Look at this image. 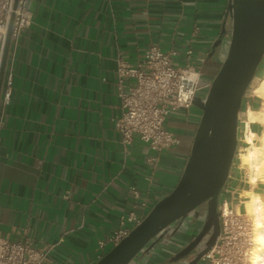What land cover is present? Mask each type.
<instances>
[{
  "label": "crops",
  "instance_id": "crops-1",
  "mask_svg": "<svg viewBox=\"0 0 264 264\" xmlns=\"http://www.w3.org/2000/svg\"><path fill=\"white\" fill-rule=\"evenodd\" d=\"M228 2L28 0L32 24L19 38L3 112V82L0 90V237L57 243L46 264H95L99 241L121 215L141 201L154 206L176 186L201 110L167 118L164 127L179 139L169 149L157 152L138 135L125 146L115 126L122 113L116 68L119 60L142 63L146 49L157 45L176 51L177 66L190 61L200 74H216L219 50L209 55ZM263 80L264 71L243 99L244 134L248 112L264 108ZM249 125L256 136L264 129L260 120ZM248 190L246 170L235 160L222 196L243 212ZM167 257L158 247L148 264H167Z\"/></svg>",
  "mask_w": 264,
  "mask_h": 264
},
{
  "label": "water",
  "instance_id": "water-1",
  "mask_svg": "<svg viewBox=\"0 0 264 264\" xmlns=\"http://www.w3.org/2000/svg\"><path fill=\"white\" fill-rule=\"evenodd\" d=\"M17 0H15L14 9ZM12 15L0 70V90L8 56ZM219 50L220 64L214 75L201 74L200 88L193 100L202 114L190 154L174 188L163 191L144 219L95 264H148L162 238L172 240L184 221L202 218L212 235L200 249L190 245L167 264H199L215 246L220 233V202L238 151L240 112L243 99L264 58V0H229L221 33L209 57ZM204 229V230H205ZM199 238L198 236L196 237ZM193 253L191 259H184ZM145 259H140L142 254ZM150 258V259H149Z\"/></svg>",
  "mask_w": 264,
  "mask_h": 264
},
{
  "label": "built area",
  "instance_id": "built-area-1",
  "mask_svg": "<svg viewBox=\"0 0 264 264\" xmlns=\"http://www.w3.org/2000/svg\"><path fill=\"white\" fill-rule=\"evenodd\" d=\"M28 0H0V70L7 39L9 23L14 15L10 46L4 70L1 98L2 112L10 103L13 88V60L22 32L32 24V13L27 7ZM191 51H188L190 54ZM176 51L163 50L150 45L144 61L131 65L119 60L116 68L118 96L122 113L115 119V126L121 134L122 143L129 146L135 135L141 141L162 152L179 143L176 135L167 130V118L180 110H190L200 88H209L211 83L199 86L200 72L190 61L180 67L174 63ZM132 82L125 87L126 79ZM134 199L141 192L131 187ZM223 195V193H222ZM147 201L134 204L133 210L121 215L117 228L104 240L99 241L97 259L117 245L138 225L152 209ZM221 233L213 247L202 260L207 264H252L254 246L253 227L246 213L234 209L224 196L220 202ZM57 243L36 245L33 242L11 241L0 237V264H46Z\"/></svg>",
  "mask_w": 264,
  "mask_h": 264
},
{
  "label": "bare ground",
  "instance_id": "bare-ground-1",
  "mask_svg": "<svg viewBox=\"0 0 264 264\" xmlns=\"http://www.w3.org/2000/svg\"><path fill=\"white\" fill-rule=\"evenodd\" d=\"M262 87H264V80ZM259 94L264 95V93ZM247 118V144L244 147V151L240 154V160L241 166L246 168V175L251 185V190L244 192V213L251 216L253 224L255 249L252 251V264H264V196L259 189L262 188L260 185H264V129L256 136L249 125L250 122L256 120L264 123V108L258 112L250 110Z\"/></svg>",
  "mask_w": 264,
  "mask_h": 264
},
{
  "label": "flooded vegetation",
  "instance_id": "flooded-vegetation-1",
  "mask_svg": "<svg viewBox=\"0 0 264 264\" xmlns=\"http://www.w3.org/2000/svg\"><path fill=\"white\" fill-rule=\"evenodd\" d=\"M205 209L206 205L200 208V214L198 216L200 222H198L196 225H194L195 219H193L191 222L190 219L188 221H184V224L187 226V228L176 231L172 240H169V237L159 240V243H163V241L164 243H169L168 245H164L162 247V249L166 251V254L168 255L166 262H169L175 258V255L178 252L184 251L190 245L195 246L198 250L208 242L212 235L213 229L212 227L205 229V222L202 219L205 214ZM197 236L199 237L198 239L196 238ZM193 253L194 252L190 253L189 256L184 259H191Z\"/></svg>",
  "mask_w": 264,
  "mask_h": 264
},
{
  "label": "rangeland",
  "instance_id": "rangeland-1",
  "mask_svg": "<svg viewBox=\"0 0 264 264\" xmlns=\"http://www.w3.org/2000/svg\"><path fill=\"white\" fill-rule=\"evenodd\" d=\"M263 66H264V60L261 62L260 66H259L258 72H257L256 75H255L254 81L257 80L258 77H259V75L264 71ZM260 72H261V73H260ZM193 107L196 108V106H194V105H193ZM244 124H245V123H244ZM246 128H247V127H246ZM241 129H242V131H243V124H242V128H240V130H241ZM241 137H242V139L245 141V143L247 144V141H246V133L244 134L243 132L239 131V138L241 139ZM243 140H242V141L240 140V145H239V147H238L237 155H236V157H235L236 163H239V161H240V165H241L240 154L244 151V147H245V144H244ZM235 160H234V161H235ZM243 168H244V167H243ZM244 169L246 170V168H244ZM261 186H263V190H262L263 192H262V194H263V196H264V185H261ZM244 211H245V210H244ZM244 211H243V212H244ZM247 216H248L249 221H250L251 224H252L251 216H249V215H247ZM252 227H253V224H252ZM253 235H254V234H253ZM111 248H112V247H111ZM111 248H109L107 251H109ZM254 249H255V245L253 246L252 251H254ZM252 255H253V252H252ZM200 262H201V261H200ZM251 262H252V259H251Z\"/></svg>",
  "mask_w": 264,
  "mask_h": 264
},
{
  "label": "trees",
  "instance_id": "trees-1",
  "mask_svg": "<svg viewBox=\"0 0 264 264\" xmlns=\"http://www.w3.org/2000/svg\"><path fill=\"white\" fill-rule=\"evenodd\" d=\"M263 60H264V58H263ZM263 60H262V61H263ZM258 69H259V68H258ZM257 72H258V71H257ZM254 78H255V77H254ZM256 81H257V80L254 81V79H253V81H252V83H251L249 89L251 88V86H252L253 84H255ZM201 114H202V112H201Z\"/></svg>",
  "mask_w": 264,
  "mask_h": 264
}]
</instances>
